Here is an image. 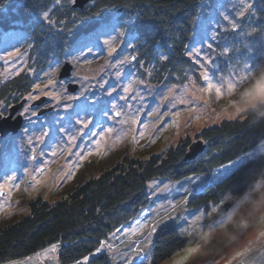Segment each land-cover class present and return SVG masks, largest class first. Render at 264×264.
I'll return each mask as SVG.
<instances>
[{
    "label": "rangeland",
    "instance_id": "374dc122",
    "mask_svg": "<svg viewBox=\"0 0 264 264\" xmlns=\"http://www.w3.org/2000/svg\"><path fill=\"white\" fill-rule=\"evenodd\" d=\"M245 2L250 3V0ZM241 3L242 0H215L211 14L197 22L186 50V57L191 61L192 67L183 72L181 82L177 80L176 84H166V78L161 80L154 71V64L147 67L152 76L144 75V69H137L135 64L132 68L128 65L121 66L119 71L122 75L117 79V69L111 66L110 61L117 56L123 58L130 54L135 55L134 45L123 47L124 37L114 41L117 52L113 57L107 56V48L102 45L104 39L102 38V54H99L101 49H97L96 53L91 55L85 50L87 59H81L79 66H71V73L76 72L77 75L71 79L69 76L59 80L58 74L62 67L73 59L68 55L73 46L60 58L40 68L36 64L38 58L33 40L24 26L17 25L18 28L0 32V87L15 77H21L28 87L27 93L23 96L10 94L0 99V103L6 102V116L14 102L20 103L24 100L23 106L15 114L20 115L23 120L20 131L14 136L9 135L0 139V187L7 183V187L12 189L11 198L6 193L0 194V228L28 215V205L31 202L40 199L52 205L91 177L116 166L124 157L145 160L151 155L165 154L181 139L188 138L195 142V135L202 129L219 125L223 120H235L245 109L252 107L256 102L264 101V78H261V74L264 73V25L258 23L252 8L251 14L246 15L241 21V29L237 32L225 31L217 24V21L226 24L222 21V15L234 16ZM47 13L50 15L51 9ZM43 15L44 13L35 17L34 21L37 24H44V29L46 28L49 35L51 31L56 30L41 19ZM121 28L127 31V27ZM205 29L208 37L212 35L213 30L218 32V40L212 41L214 50L207 48L209 40L205 39ZM197 49L206 53L211 52L214 63L202 67L195 62L194 57L190 59L191 53ZM225 49L228 54L220 55ZM12 51H18L20 54L7 59L8 53ZM201 71H208L214 83L220 79L231 80L235 87L234 93L230 96L225 95L217 101L214 92L210 96L201 92L193 95L190 88L181 98L183 86L189 84V78L195 81L196 86L206 87L205 81L200 77ZM49 73L55 74L54 79L58 84L44 91L53 93L62 91L63 99L59 101L44 95L42 91L33 92L36 84H40L43 89ZM85 76L88 79L82 80L81 78ZM141 77L146 84L139 83ZM130 83L131 91L124 93L123 88L128 87ZM100 84L104 87H99ZM68 85H76L78 88L70 93L67 91ZM88 85L91 87H87ZM146 85H150V88ZM85 87L87 91L84 90ZM137 90L143 92L142 101L133 98L128 103L140 109L137 114L138 123L129 128L128 125L118 123L116 119H110L109 117L114 114L109 111L111 104L117 103V94L133 95ZM82 91L86 97L80 96ZM108 92H112V96H109ZM29 93L38 94L40 99L26 100ZM70 94L80 96V99L69 101L67 96ZM205 100L208 101L207 104ZM38 102L41 104L35 107ZM119 103L125 102L120 100ZM66 105H71L67 111ZM24 107H30L36 115L43 109L52 108V111L37 118L21 115ZM74 108L83 109L80 110V115L92 121L90 127L94 132H100L101 128L106 130L114 127L113 134L106 138L99 149L102 154H94L83 162L73 153L84 149L89 137L80 138L77 132L80 126L75 124V115L72 122H68L67 114ZM190 108L197 109L191 116ZM121 111H135V108L129 107ZM179 113L177 117L175 114ZM196 115H200L202 119L197 121ZM117 132L122 133L119 140ZM72 134L77 135L79 147L74 148L73 153L65 152L61 155V150L67 147L68 136ZM134 134L137 140L135 143ZM42 135L43 139L40 140ZM87 147L96 151L94 144ZM254 149L237 159L240 163L228 174L256 157L257 153L264 152V143H260ZM53 151L57 152L56 156L51 154ZM39 169H45L43 175H40ZM33 176L39 177L41 181L39 186L33 182ZM12 177H15L14 181H10ZM189 177H197V182L203 181L199 175ZM189 177L179 181L157 178L147 182L148 208L137 219L120 227L102 241L105 247L100 253L105 254L110 264L126 262L151 264L155 233L169 222L173 224L185 245L160 264H237L251 252L264 248V181L237 200L229 210L225 208V204L231 200V196L226 195L218 204L210 205V209L205 211L202 207L189 209L186 205L189 196L201 190L192 192L195 182L190 184ZM16 184L20 186L18 190L15 188ZM148 185H153L155 191L149 189ZM165 185H168V188L161 191ZM185 188L189 189L190 195L185 196ZM138 223L145 225L140 234L126 236L125 233L130 232ZM153 225L156 231L150 236L146 235ZM114 233L119 238H115ZM109 244L112 246L111 249L108 248ZM55 246V249L52 245L29 258L8 264H58L59 246ZM185 256L187 259H184Z\"/></svg>",
    "mask_w": 264,
    "mask_h": 264
},
{
    "label": "trees",
    "instance_id": "16d2710c",
    "mask_svg": "<svg viewBox=\"0 0 264 264\" xmlns=\"http://www.w3.org/2000/svg\"><path fill=\"white\" fill-rule=\"evenodd\" d=\"M98 8L85 4L69 14L66 6L54 5L57 0H0V12L9 19L0 22V32L21 26L33 40L37 51L38 67L42 68L60 58L72 46L81 28V21L94 12L111 6L123 23L131 21L134 35V54L139 63L155 65L159 78L166 84L181 82L182 74L192 67L186 57L187 47L200 19L212 12L215 0H96ZM254 16L264 25V0H250ZM51 9L54 21L64 20L70 27L48 35L44 24L34 18ZM73 16L76 23H72ZM18 21L12 24L10 21ZM157 53L169 57L170 62L156 60ZM166 67L162 68V64ZM178 80V81H177ZM27 84L15 77L0 87V99L10 94L23 96ZM17 103V102H16ZM204 149L192 159L186 157L192 142L181 139L165 154L151 155L145 160L124 157L109 170L91 177L72 193L52 205L37 199L28 205L29 214L0 228V264L29 258L52 245H58V264H75L85 256L89 264H110L105 254L93 256L107 236L137 219L149 206L147 182L153 179L179 181L199 175L204 187L189 196V209L218 204L226 195L229 210L237 200L254 190L264 181V157H255L235 168L218 182L209 178L216 169L239 159L264 141V101L256 102L242 111L235 120H223L219 125L202 129L195 135ZM260 144V143H259ZM171 222L160 227L152 244L151 264H160L184 247ZM237 264H264V248L258 249Z\"/></svg>",
    "mask_w": 264,
    "mask_h": 264
},
{
    "label": "snow or ice",
    "instance_id": "6c2138e0",
    "mask_svg": "<svg viewBox=\"0 0 264 264\" xmlns=\"http://www.w3.org/2000/svg\"><path fill=\"white\" fill-rule=\"evenodd\" d=\"M17 4L19 7H23L24 5L20 3V0H17ZM57 4L61 6H66L70 12L69 14H73L76 12L77 8H81L83 15V5H81V0H57ZM84 4L90 5L92 9L98 8V4L96 0H84ZM111 6H107L104 9H100L99 11L94 12L91 16H89L87 19H84L81 21V28L80 31L76 37V40L74 41L72 51L68 54L69 56L73 57L71 61L68 62V65L66 66H79V62L81 59H87V55L85 54V50H87V54L91 55L96 53L97 49H101V52L99 54H102L103 50L101 48V39L102 45L107 48V56L113 57V54L117 52V46H114V41H116L120 37H124L123 47L127 48L129 45H134L135 41L139 39L138 36L134 35L132 28H131V21L125 27H127V31L121 28V24L123 21L118 18L114 12L110 11ZM251 3L245 2V0H242L241 6L236 11L234 16L223 14L222 15V21L226 22V24H221L220 21H217L218 26H221L224 28L225 31L231 30L232 32H237L241 29V21L245 18L246 15L251 14ZM9 19L8 16H6L3 12H0V22H3L5 20ZM41 19L44 22H47V24L50 26V28L55 29L57 32H62L66 28L70 27L69 24H66L64 20L54 21L50 17V15L45 12L44 15L41 17ZM12 24H18V21L11 20ZM72 23H76V17L73 16ZM118 29L120 30L118 32ZM219 38L218 32L216 30H213L212 35L208 37L207 35V29H205V39L209 40L207 43V48L209 50H214V44L212 41H217ZM20 53L18 51H12L9 52L7 55V59H11L12 57L18 56ZM228 51L225 49L220 53V55H227ZM195 58V62L199 63L202 67H207L209 64L214 63V61L211 59V52H203L201 49H197L195 52L191 53L190 59ZM67 60V57H66ZM156 60L164 61V62H170L169 57L165 55H161L157 53V56L154 57V62ZM118 61V62H117ZM110 64L112 67L116 68V77L119 79L121 77V72L119 71V68L124 65H128L129 68H132L133 64L136 65L137 69H144V75L152 76V72L148 70L146 64H141L138 61V58L136 55H129V56H123V58L117 56L114 57ZM59 65H57L58 67ZM162 68L166 67V63L161 65ZM210 71V69H209ZM19 74V73H17ZM134 74V72L132 73ZM47 82L44 83L43 89L41 88L40 84H36L35 88L33 89V92H37V90L42 91L44 95L51 97L54 100H61L63 99V92H49L44 91V89H48L52 85H57L58 82L54 79V73H49ZM77 75L76 72H73L70 74V79L75 77ZM200 77L203 78V80L206 83V87L204 86H196L195 81H192L189 78V84L183 86V92L180 94L181 98H183L184 94L189 91L191 88V91L193 95H195L196 92L201 93H207L209 96L214 92L215 98L217 101L224 98L225 95L230 96L234 93L235 87L231 80L224 81L222 79L218 80L216 83L212 82V79L209 77L208 71H201ZM82 80H87L88 77H82ZM64 83H68V81H64ZM139 83L146 84V81L143 80L141 77ZM82 87H84L82 85ZM87 87H91V85H88ZM87 87L84 88L85 91H87ZM99 87L103 88L104 85L100 84ZM131 83L128 87L123 88L124 93H129L131 91ZM146 87L150 88V85H146ZM115 91V89H113ZM112 92H108L109 96H112ZM171 94V91H170ZM80 96H84V92L82 91ZM80 96L76 95H68L67 100H78L80 99ZM86 97V96H84ZM133 98L137 99L138 101H142L143 99V92L140 90H137L133 95H119L117 94V103H112L109 113H112L114 115H111L110 119H116L118 123L123 125H128L129 128L131 125H135L138 123L137 120V114L139 113L140 109L135 107V105H129V101ZM26 100L35 101L40 99V96L38 94L29 93V95L25 98ZM245 99H252V97H245ZM123 100L125 103L120 104L119 101ZM87 103V101H85ZM208 101L205 100V104H207ZM71 107V105H66L65 110L67 111V108ZM135 108V111H128V112H122L121 109L125 108ZM80 110H83L82 108ZM80 110H77L74 108L71 113L67 114V120L69 123L72 122V117L75 115V124L80 126V129H86L87 131L81 132L80 129H77V132L80 134V138L83 139L84 136H88L89 139L86 142V146L84 149H82L80 152L73 153V149L76 147H79L77 143V135L72 134L68 136V139L66 141L67 147L61 150V155H63L65 152L73 153L77 155L81 162L86 161L89 157L95 155H101L102 153L99 151L101 148L102 143L106 140V138L113 134L114 127H109L106 130L101 128L100 132H94L92 131V128L90 125L92 124V121L89 119H86L85 117H82L80 115ZM7 111L6 102L0 103V118L7 119V116L5 115ZM197 111L196 108H190L189 115L191 116L193 113ZM177 113V112H176ZM21 115H31L36 116V112L32 110L30 107H24L23 111L21 112ZM177 117L180 115L175 114ZM124 117V119H119L120 117ZM195 119L197 121H200L202 117L200 115H196ZM62 128H63V122H62ZM103 132L104 134H101ZM44 135H47L44 133ZM140 135L142 136L143 133L141 132ZM96 137H99L96 139ZM122 137V133L117 132V140H119ZM40 140L43 139V135L39 138ZM133 142H137L136 135H133ZM94 144L96 151L94 152L91 148H88L87 145ZM53 156L57 155L56 151H53L51 153ZM240 163V160L232 161L229 164L222 165L221 168H218L215 170V173L212 177L209 178L210 182L218 181L221 179V177H224L228 174V172L235 167L237 164ZM45 169H39L40 175H43ZM33 182L39 186L41 181L39 180V177L33 176ZM197 177H189L188 181L190 184L194 183V187L192 188V192H195L197 189H202L204 187V182L200 181L197 182ZM15 177L10 178V181H14ZM19 184L15 185V188L19 189ZM149 189H154L153 185H148ZM168 188V185L164 186L163 190H166ZM11 198L12 196V189L7 187V183L0 187V194H4ZM185 196L190 195L189 189H184ZM182 202H186L183 201ZM172 207H175V205H172ZM145 225L142 223H138L136 227H132L130 229V232L125 233V235H138L143 230ZM156 231L155 226L153 225L148 233L146 235L150 236ZM115 238H119L117 234L114 233ZM149 243L151 241L149 240ZM55 245H53V249H55ZM105 245L103 242L100 243V248L96 249L93 256H96L100 254V252L104 249ZM111 244L108 245V248L111 249ZM192 251V250H189ZM145 259L147 257L145 256ZM184 259H187V256L184 257ZM90 257L85 256L82 261H78L77 264H89ZM127 264V262H126ZM143 264V262H141Z\"/></svg>",
    "mask_w": 264,
    "mask_h": 264
},
{
    "label": "water",
    "instance_id": "95a60500",
    "mask_svg": "<svg viewBox=\"0 0 264 264\" xmlns=\"http://www.w3.org/2000/svg\"><path fill=\"white\" fill-rule=\"evenodd\" d=\"M81 5H83V7H84V5H85L84 0H81ZM79 9H81V8H79ZM66 65H68V64H64L60 73L58 74L59 80L66 79L70 76V71L72 68H71V66H66ZM76 89H77L76 85H68L67 86V91L70 93L75 92ZM23 103H24V100H22L20 103H17L16 105L10 107L9 111H8L7 119L0 118V139H3L8 135L14 136L20 131L23 120H22L20 115H16L15 117H14V115L19 112V110L23 106ZM40 104L41 103L38 102L34 106L38 107ZM51 111H52V108L43 109V110H40L36 116H37V118H41L45 113H49ZM203 149H204V146L201 143V141L192 142L191 146L188 149V153H187L186 157L188 159H192L196 155L201 153L203 151ZM1 195H3V194H1Z\"/></svg>",
    "mask_w": 264,
    "mask_h": 264
},
{
    "label": "clouds",
    "instance_id": "9594fccd",
    "mask_svg": "<svg viewBox=\"0 0 264 264\" xmlns=\"http://www.w3.org/2000/svg\"><path fill=\"white\" fill-rule=\"evenodd\" d=\"M261 78H264V73L261 74ZM259 143H264V141H260V142H258L257 147L259 146ZM254 151H255V149H254ZM261 157H264V152H259V153H257L255 158H256V159H260Z\"/></svg>",
    "mask_w": 264,
    "mask_h": 264
},
{
    "label": "flooded vegetation",
    "instance_id": "af4514ba",
    "mask_svg": "<svg viewBox=\"0 0 264 264\" xmlns=\"http://www.w3.org/2000/svg\"><path fill=\"white\" fill-rule=\"evenodd\" d=\"M14 104H16V102H14L13 105H14ZM13 105H11L10 107H12ZM10 107H9V108H10ZM8 136H9V135H8ZM11 136H12V135H11Z\"/></svg>",
    "mask_w": 264,
    "mask_h": 264
},
{
    "label": "bare ground",
    "instance_id": "6f19581e",
    "mask_svg": "<svg viewBox=\"0 0 264 264\" xmlns=\"http://www.w3.org/2000/svg\"><path fill=\"white\" fill-rule=\"evenodd\" d=\"M72 70V69H71ZM70 73H71V71H70ZM78 88V87H77ZM77 90V89H76ZM15 116V115H14Z\"/></svg>",
    "mask_w": 264,
    "mask_h": 264
}]
</instances>
